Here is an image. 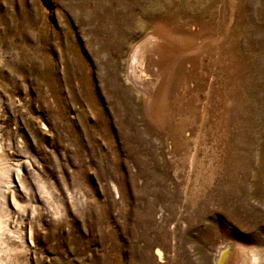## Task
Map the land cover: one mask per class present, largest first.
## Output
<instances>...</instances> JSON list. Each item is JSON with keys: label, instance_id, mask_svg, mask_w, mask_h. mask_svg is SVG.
<instances>
[{"label": "rangeland", "instance_id": "rangeland-1", "mask_svg": "<svg viewBox=\"0 0 264 264\" xmlns=\"http://www.w3.org/2000/svg\"><path fill=\"white\" fill-rule=\"evenodd\" d=\"M0 164V264H264V0H0Z\"/></svg>", "mask_w": 264, "mask_h": 264}, {"label": "bare ground", "instance_id": "bare-ground-1", "mask_svg": "<svg viewBox=\"0 0 264 264\" xmlns=\"http://www.w3.org/2000/svg\"><path fill=\"white\" fill-rule=\"evenodd\" d=\"M21 185H22V181L20 177L19 168L16 167L12 169L4 164H0V239L6 238V240L10 243H14L17 241H16V237L12 236L11 233L14 232L13 230L14 226L11 227L12 229H10L9 223L6 222V220L4 219L5 215L10 214V212L8 211L6 200L7 201L9 200L13 208L17 210L19 213H21V215L26 216L24 211H23L24 214H22L21 212L22 210H20L19 208L20 206L16 203V199H15V196L20 194V192L22 191ZM24 229L25 228H22V232L20 236L21 239L26 235ZM29 236H30V232H29ZM229 248H230L229 246L223 247V249L219 252L217 258L218 264H229L231 256L226 258V254H227L226 252Z\"/></svg>", "mask_w": 264, "mask_h": 264}]
</instances>
